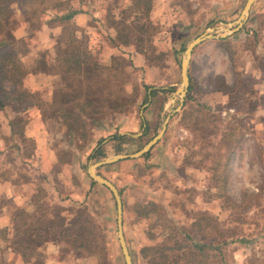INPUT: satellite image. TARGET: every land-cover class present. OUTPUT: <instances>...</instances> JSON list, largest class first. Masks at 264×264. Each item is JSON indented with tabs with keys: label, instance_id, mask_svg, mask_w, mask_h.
I'll use <instances>...</instances> for the list:
<instances>
[{
	"label": "rangeland",
	"instance_id": "1",
	"mask_svg": "<svg viewBox=\"0 0 264 264\" xmlns=\"http://www.w3.org/2000/svg\"><path fill=\"white\" fill-rule=\"evenodd\" d=\"M171 1L173 16L176 11L181 14L187 11L195 17L194 22L185 26L186 29H175L172 33L164 15L154 21L144 5L139 7L133 0H109L106 23L109 27L121 29V40L125 43L117 39L115 44L122 47L116 48L111 33L107 37H95L90 49L85 48L84 43L80 47L79 41L72 42V28L67 26L64 42L58 46L60 52L56 61L52 54L44 55V59L51 58L54 62L53 70L58 74L59 83L56 91L60 89L66 100L72 98L71 106L84 111V106H91L88 103L92 97L95 120L116 123L117 128L132 133L140 130L128 126L130 113L127 112L134 106L140 110L147 108L149 91H156L158 97L145 111L152 123L151 131L141 137L134 136L121 149L116 140L104 142L106 157L140 150L161 130L170 114L166 133L156 145L175 152L179 162L184 153L187 165L196 168L195 164L200 160L199 164L204 166L203 176L198 181L195 170H187L182 164L174 178L164 170L156 171L161 165L156 164L150 153L141 159L128 158L97 170L110 175L123 194L124 235L134 264H164L165 255L185 259L181 250L170 251L166 247H177V243L210 244L208 241L213 247H209L203 257L197 256V253L201 255L200 251H193L198 258L190 264L206 258V262L202 260L198 264H264V0H255L248 21L240 31L231 32L225 38H210L194 49L191 65L193 96L187 92L182 105L180 94L173 95L181 86V63L188 43L206 31L219 36L224 27H235L247 0ZM17 23L14 17L6 18L3 30L7 32ZM178 31H184V34ZM169 38H173L170 54L177 62L175 70L164 67L170 57L167 48L160 43L169 41ZM80 41L88 42V39L82 37ZM68 42L70 44L66 45ZM23 43L12 42L21 50ZM135 49L142 52L139 57L141 65L135 62L136 52L132 51ZM66 56L80 57L84 61L82 70L63 66L61 59ZM39 69L43 70V65ZM224 77L229 84L227 93L212 94L210 85L224 87ZM49 91L52 90L49 88ZM206 105H210L211 110ZM51 106L54 108L53 104ZM159 106L162 108L158 109ZM185 106L187 110L184 111ZM123 109L125 114L121 111ZM74 144L75 150L71 149L70 156H66L67 153L62 160L67 161L75 155L74 161L81 163L78 170L82 169L85 176L82 180L86 184L76 174L72 177L73 183L88 187V165L98 160H90L82 149L78 150L79 140ZM228 147H231L229 155L232 147L236 151H232L226 165ZM92 186L91 199L71 201L67 206L57 202L50 204V213L61 210L68 215L80 207L91 208L94 219L95 234L89 247L65 243L64 251L59 248L61 259L65 264H126L118 236V214L113 194L99 184ZM165 191V200L171 202L168 205L157 202L151 208L150 217L144 216L146 211L138 206L139 203L149 197L158 199L160 194L163 198ZM14 215V229L9 233L8 229L1 230L0 238L7 239V242L12 239L13 249L28 255L25 259L28 264H44L42 246L37 247L32 241L41 239L35 230L37 225H45L39 221L42 217L38 213L22 211ZM163 241L169 244L163 245ZM2 244L5 243L2 241ZM2 244L0 250L4 252L6 247H1ZM185 248L188 257L192 250L188 246ZM0 264L22 263L0 256Z\"/></svg>",
	"mask_w": 264,
	"mask_h": 264
},
{
	"label": "crops",
	"instance_id": "2",
	"mask_svg": "<svg viewBox=\"0 0 264 264\" xmlns=\"http://www.w3.org/2000/svg\"><path fill=\"white\" fill-rule=\"evenodd\" d=\"M108 1L109 0H47L45 4L41 5V2L38 0H20V2L18 0L10 7L18 23L13 29H8V31H5L3 34L0 33V54L10 49L16 50L19 60L25 64L24 66L26 68L30 69H28L22 83L17 85L15 89L12 87L11 83L7 81L4 83L5 91H0V98L4 103V105L0 107V231L8 229L7 232L9 233L14 229L16 223L14 214L17 211L39 214L40 205L42 203L51 204L57 202L62 206H67L68 202L71 201L83 202L86 201V198L91 199L92 192L90 188L93 189V184H99L106 189L108 188L102 183L97 182L90 175L89 167L92 164L88 165L86 171V176L89 179L88 187H82L75 182V184L73 183L72 177H74L75 174L81 177V180L82 178L85 179L83 172H81L82 169L80 171L78 170L81 163L79 161H74L75 155L73 158H67V161L62 160V156L65 154L68 153L66 156H70L71 149L75 150L73 148L75 145L74 142L79 140L80 146L78 150L80 151V149H82V151L86 153V156H89L90 160L97 159L100 161L101 158L106 157V155H104L105 146L102 145L104 142L116 140V143H119L118 147L120 146L121 149L122 145L128 142L130 137H141L143 134H147L151 131L152 123L148 116L145 115V111L152 106V103L155 102L158 97V95L155 94L156 91L153 94H150L151 90L149 91V99H147L148 102L145 104L147 108L140 110V107L136 106L135 108L134 106L127 112L128 114L130 113V115L127 116L128 126L140 130L138 133H132L125 129L117 128L119 125L116 123L110 124L95 120L94 114H92V97L89 98L88 103V105L91 106H84V111L77 110L76 107L71 106L70 102L73 99L68 97L69 99L66 100L60 94L62 93L60 89L58 92L56 91L59 86L57 80L58 74L56 72L54 74L37 68L40 67L39 60L41 57H44V55L46 57L51 54L56 56V47L60 45L58 42H60V38H62L64 29L66 30L67 26L72 28V42L76 43L79 41L78 45L80 47L84 43L86 45L84 47L86 48L88 46L90 49L92 48L95 37L101 36L103 38L104 35L107 37L110 33L115 39L117 35L116 29L113 26L109 27L108 23H106L108 17ZM172 5L173 2L171 0H152L150 18L154 21H158L164 15V19L169 20L168 24L171 25V32L173 33L175 29H186L185 26L194 22L195 17L190 16L187 11L182 14L180 11H176L175 16H173L172 11H174V9ZM38 9L40 10L39 13H37L38 15L33 16L32 11ZM70 13L75 14L72 18L66 19V16ZM37 20L40 21V25L38 23V27L34 30L33 21ZM178 32L184 34V31ZM82 37H84L85 40L88 39V42L80 41ZM16 41L24 42L23 49L26 47V52H22L15 44H12V42ZM192 41L188 43L187 47ZM172 43L173 38H169V41L165 40L160 44H163V46L167 48L166 52L169 51L168 55L170 59L167 61V65H164L165 69L175 70L177 62L171 59L170 54L171 51H173L171 46ZM115 46L116 48L122 47L117 44H115ZM132 51L136 52V64L141 65L139 57L142 56V52L138 49ZM193 54L194 50L189 64V96H193V92L191 93L193 85V83H191ZM35 58L37 61L34 60ZM31 60L34 63H38V66L34 64L30 65L32 64ZM48 61H51V58ZM145 64L146 63H144V65ZM224 84H226L224 87L210 85L209 91L212 92V94H226L229 84L225 77ZM62 85H64L63 80ZM49 88L52 91H49ZM177 90L173 97L177 96ZM160 91H164V89H160ZM24 92L27 96L23 99L18 98V95ZM50 101L52 102L51 104L47 103ZM165 102L163 103L164 107ZM52 104L54 108H52ZM46 105L48 107H46ZM61 105H65L64 108L61 109L59 107ZM206 106L211 110L212 107H210V105ZM161 108V106L158 107V109ZM185 110H187L186 106L184 107V111ZM121 111L125 114V109ZM114 135H127V138H124V140L111 139ZM231 137L233 138L234 136L232 135ZM88 144L91 145L88 146ZM154 146L150 149L149 154L152 153L151 157L153 160L156 161V164L158 162L161 165L160 168L156 167L157 172L164 170L166 173L174 175L175 178L176 172L178 174L180 168L184 166L187 170H195L194 176L196 181L203 176L202 172L205 169L204 166L199 164L200 160L197 161L195 164L196 168H194L190 166L191 164H186L185 159H183L184 153L182 161L179 162L178 159H176V153L169 150V148L161 149L159 145ZM98 147H101L102 151L98 158H93L92 154ZM87 148H89V151ZM232 148L234 153L236 151L235 147ZM228 149H231V147H228ZM143 156L147 157L145 155ZM140 157L135 158L141 159ZM127 159L128 158H126V160ZM124 160L125 159H122L110 164H116ZM180 164H182V166H180ZM103 166L97 167L96 171ZM70 172L73 174L71 175ZM98 173L111 180L118 188V184L110 175L101 173V171ZM83 183L84 185L86 184L85 181H83ZM120 194L123 201L124 213L125 201L121 191ZM161 195L162 194L159 195L158 199L149 197L139 203L138 206L143 211H146L144 216L147 218L150 217L151 208L157 202L165 205L171 202L170 200H165L167 191L164 192L163 198ZM113 198L115 199L114 195ZM85 203L88 205L87 202ZM87 209L89 212L92 211L91 208L87 207ZM90 214L92 215V213ZM124 224L125 217L123 214V230L125 227ZM9 237H12V235H9ZM1 240L5 244H2ZM0 244H2L1 247H6H4V252L0 250V256H3L7 260H16L17 262L21 261L22 264H28L22 253L17 252L11 246L12 239H9L7 242V239L3 240L0 238ZM42 250L46 259L44 264H65L59 254V246L55 242L50 240L45 242L44 246H42Z\"/></svg>",
	"mask_w": 264,
	"mask_h": 264
},
{
	"label": "trees",
	"instance_id": "3",
	"mask_svg": "<svg viewBox=\"0 0 264 264\" xmlns=\"http://www.w3.org/2000/svg\"><path fill=\"white\" fill-rule=\"evenodd\" d=\"M17 1L18 0H0V33H2V34L5 33V31H6V30H3L5 27L4 26L5 23L3 24V21L6 18L8 20H10L11 18L14 17V13L12 10H10V7H12V5ZM38 1L41 2V5L45 4L47 2V0H38ZM133 1L139 7H142L144 5L145 9L148 12L151 11L152 0H133ZM19 2H20V0H19ZM36 11H38V10H36ZM36 11L35 10L32 11L33 16L38 15L37 14L38 12H36ZM74 14L75 13H70L69 15L66 16V19L72 18L74 16ZM33 23H34V30H35L38 27V23L40 25V21H38V20L33 21ZM112 24L116 25L115 22H113ZM116 30H117V35H116L117 37L115 39H113L114 43L117 39H118V41L121 40V38L123 36L121 29L117 28ZM63 37L64 36H62V38H60V42H58L60 44V46L64 42ZM3 39H5V38H3ZM2 41H4V40H2ZM127 41H128V39L126 40V43L128 44L129 42H127ZM123 42L124 41H122V43ZM65 44L68 45L70 43L68 42ZM26 50L27 49L25 47L24 49H22V52H26ZM59 52L60 51L58 50V45H57L56 51H55L56 56H54V62L56 61L57 53H59ZM39 61H40L39 66L42 68L41 65H43V68H44L43 70L55 74V70H53V67H55L54 62L46 61L44 59V57H41ZM61 61L63 63V66L64 65L68 66V67H66L67 69L79 68L80 70H82V68H83L82 64L84 61H82V59H80V57H78V56L77 57L66 56L63 59H61ZM31 62H32V60H31ZM72 63H74L75 65H78V67H74L75 65H73ZM33 64L38 66V63H36V62L35 63L32 62V64H30V65H33ZM24 65L25 64L22 63L21 60H19L16 50L14 51V50L10 49V50L0 54V91H2V92L5 91L4 83L7 81H9L11 83V85L14 89L17 85H20L22 83L23 78L25 77L28 69H30V68H26ZM37 68H39V67H37ZM225 85L226 84H224V86ZM154 92H155V90H152L150 94H153ZM26 96L27 95L24 92V93L19 94L18 98L23 99ZM92 104H93V101H92ZM3 105H4L3 100L0 98V107H2ZM64 106L65 105H61L59 107L62 109V108H64ZM124 138H127V135H114L113 137H111V139H121V140H124ZM129 139H131V137ZM232 150L230 151V155L232 153ZM101 151H102L101 147H98L97 149H95L94 153L92 154L93 158H98ZM148 154H149V151L145 154V156H147ZM230 155H228L226 165L228 164V161L230 160ZM49 207H50V204H48V203H42L40 205L39 215L42 217V219H39V221L41 223H44L45 225H43V226L37 225V229L35 227V229H36L35 233H37L41 237V239H44V240L40 241L41 239L40 240H38V239L33 240L32 239V241H34V244L37 247H41V246H43V244L45 242L50 240V241L55 242L59 246V248L62 247L63 251L65 250V248L63 247V245L65 243L75 245L76 247L88 248L90 243L93 241L92 236L95 234L94 233L95 226L93 225V222H94L93 216L90 214L87 207L77 208L75 211L69 212V215L63 214V212L61 210H54L53 211L54 213L53 212L50 213L48 211ZM84 223H88V224L85 225ZM88 225H92V226L88 227ZM177 242L178 241H175L174 243H177ZM208 242L210 244L205 243L204 245H198L197 243H194L192 245H190V244L182 245L181 243H177V247L173 246V247L169 248L167 246L166 248L170 249V251H173L176 249L181 250L184 253V255H185L184 258L186 260L165 255L164 256V264H190L191 261L195 262V261H197V258H198L197 256L203 257L204 252H206V250L209 247H211V246L213 247V244L210 241H208ZM14 243L17 244L18 242H14ZM162 244L167 245L169 243L167 241H163ZM186 246L190 247L189 250H192V252L191 251L189 252L188 257H187V253H185L187 251H184L186 249L185 248ZM219 246H221V245L218 242V256L220 257L221 250L219 249ZM193 251L194 252L200 251L201 255H199L197 253V256H196V254ZM19 252L22 253L24 259H26L28 257V255H26L24 251H19ZM132 258H133V256H132ZM202 260L206 262L207 258L205 260L204 259H202ZM202 260H199L198 263L203 262Z\"/></svg>",
	"mask_w": 264,
	"mask_h": 264
},
{
	"label": "water",
	"instance_id": "4",
	"mask_svg": "<svg viewBox=\"0 0 264 264\" xmlns=\"http://www.w3.org/2000/svg\"><path fill=\"white\" fill-rule=\"evenodd\" d=\"M255 0H247L239 18L237 19L236 23H235V27H231V26H226L223 28V33L219 36L213 34L210 31H206L203 34H201L200 36H198L197 38H195L190 45L187 47L184 58L182 59V63H181V70H182V81H181V86L179 87V89L177 90V93H179L182 96V101H181V105L183 103L184 100V96L186 95V93L188 92L189 89V85H190V76H189V64H190V60H191V56H192V52L194 50V48L202 43L203 41H205L206 39H210V38H215V37H220V38H225L229 35V33H234L237 31H240L242 29V27L245 25V23L248 21V18L250 16V12H251V8L254 4ZM171 115L169 114L168 117L166 118L161 130L157 133L156 136H154L144 147H142L140 150L134 152V153H121V154H116L114 156L108 157L106 159L100 160L94 164H92L89 167V173L90 175L99 183H102L103 185L107 186L113 193L115 199H116V203H117V211H118V218H117V223H118V236L120 239V245L122 248V252L124 254L125 257V261L126 264H134L133 259H132V255L130 253L129 247L127 245L126 242V238L124 235V230H123V201H122V197L120 194L119 189L117 188V186L108 178L104 177L103 175H101L100 173H98L96 171V168L99 166H103L106 164H110L113 162H117L120 161L122 159H126V158H135V157H140L145 155L148 151H150V149L163 137L166 129H167V125H168V121L170 119Z\"/></svg>",
	"mask_w": 264,
	"mask_h": 264
}]
</instances>
